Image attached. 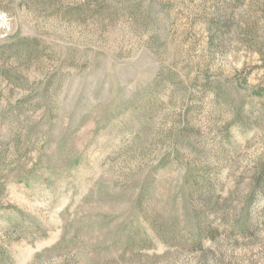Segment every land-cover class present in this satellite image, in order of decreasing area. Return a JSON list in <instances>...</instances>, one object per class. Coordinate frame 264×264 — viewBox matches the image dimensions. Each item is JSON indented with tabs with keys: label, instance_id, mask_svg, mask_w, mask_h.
I'll return each instance as SVG.
<instances>
[{
	"label": "rangeland",
	"instance_id": "obj_1",
	"mask_svg": "<svg viewBox=\"0 0 264 264\" xmlns=\"http://www.w3.org/2000/svg\"><path fill=\"white\" fill-rule=\"evenodd\" d=\"M0 264H264V0H0Z\"/></svg>",
	"mask_w": 264,
	"mask_h": 264
}]
</instances>
